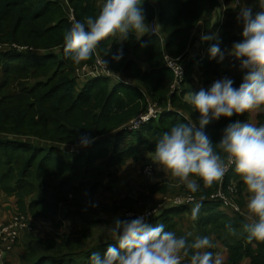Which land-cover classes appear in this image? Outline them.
<instances>
[{"label": "trees", "instance_id": "trees-1", "mask_svg": "<svg viewBox=\"0 0 264 264\" xmlns=\"http://www.w3.org/2000/svg\"><path fill=\"white\" fill-rule=\"evenodd\" d=\"M66 2L74 22L95 16L103 4V0L99 7L97 0ZM60 3L0 0V47L8 45L0 49V193L14 199V212L43 221L54 232L63 228V221L71 223L65 233L44 238L22 233L19 264H89L93 252L102 256L109 245L116 244L109 232H101L92 241L98 230H108L114 219L132 220L127 213L150 211L158 205L157 199L164 198V202L169 195H190L202 202L198 220L190 219L193 203H165L148 223H163L166 231L187 236L189 242L198 236L209 237L214 247L207 250L223 255V264H264V242H249L243 229L250 215L248 193L233 168L223 185L235 187L232 200L239 212L211 199L219 182L204 187L199 180L201 187L196 193L179 181L173 188L166 181H148L136 194L110 205L101 201L105 193H111L115 172L126 166H140L141 170L164 132L177 123L199 119V113L185 102L189 91L197 92L192 80L197 59L185 62V52L193 28L203 17L211 16L218 0H153L157 11L144 2L141 7L146 22L150 25L156 19L162 41L150 33L122 43L116 37H106L92 58L79 65L63 51V36L72 23ZM226 13L220 28L222 50L241 38L234 32V10ZM118 48H122L123 58L114 62L112 56ZM164 55L185 62L180 93H171L172 74L164 65ZM96 57L106 60L107 68L119 80L100 75L80 85L75 70L93 65ZM234 65L229 56L222 63L209 58L202 61L197 67L202 88L207 89L221 75L238 87L244 73L236 74ZM152 105L160 114L129 130L130 123L147 114ZM251 114L254 124H264L263 111L246 112L210 122L205 133L215 144L229 123L237 119L250 122ZM85 135L93 142L81 147L79 138ZM59 215H64L63 220ZM104 235L107 238L101 241Z\"/></svg>", "mask_w": 264, "mask_h": 264}, {"label": "clouds", "instance_id": "clouds-1", "mask_svg": "<svg viewBox=\"0 0 264 264\" xmlns=\"http://www.w3.org/2000/svg\"><path fill=\"white\" fill-rule=\"evenodd\" d=\"M143 2L103 0L98 14L74 22L65 31L66 58L76 65L88 61L106 37H116L119 43L130 37L139 40L149 32L141 7ZM233 7L239 10L241 39L227 50H222L217 40L209 47L208 58L222 63L226 56L232 57L244 73L242 82L234 87V81L224 77L213 81L207 89L189 91L185 102L199 113V119L177 123L164 132L155 143L151 161L178 179L191 193L200 190L198 180L204 187H211L233 168L248 193L250 215L243 229L249 242H264V124L257 126L234 120L222 130L215 144L205 133L206 126L221 117L264 111V0H258L256 11L242 0H234ZM217 35H201L200 39L210 41L217 39ZM122 58L123 50L118 48L112 60L119 62ZM102 64L105 71L111 72L106 60L103 59ZM177 69L181 79L178 64ZM92 142L86 135L79 138L81 147ZM189 202L193 203L190 219L195 222L202 202H196L191 196ZM226 227L230 229V225ZM108 232L116 244L109 245L102 256L93 252L89 264H223L221 256L207 250L214 247L209 237L198 236L189 242L187 236L166 231L163 223H148L143 215L132 220L114 219Z\"/></svg>", "mask_w": 264, "mask_h": 264}, {"label": "built area", "instance_id": "built-area-1", "mask_svg": "<svg viewBox=\"0 0 264 264\" xmlns=\"http://www.w3.org/2000/svg\"><path fill=\"white\" fill-rule=\"evenodd\" d=\"M148 1H149V3L153 2V0H148ZM64 5H65V8L68 10L69 20L73 24L74 19H73V14H72V8L69 4H67L66 1L64 2ZM153 24H154V21L151 22L149 25L150 26L149 33L157 36L158 32H157L156 28H154ZM13 48L16 49V46H13ZM22 49L23 48H20V50H22ZM185 62H181L180 58L174 59V58L168 57L167 55H164V65L172 74V85H171V93L172 94L173 93H180V91L182 89V86L184 84V79H185ZM177 64L181 68V77H182L181 79H180L179 74H178ZM82 70L84 71L83 74L85 75V77L89 76V75H91V77H96V76H100V75H103L105 77L111 76L110 72L105 71L103 64H102V60L98 57L95 58L93 65L88 66L87 68L82 67L80 70H77L75 72L77 77H81L80 73ZM158 112H159L158 109L154 105L150 106L147 114L140 115L139 117H137L135 120H133L130 123L129 130L138 129L142 123L147 122L149 119H155L156 116L160 114V112L159 113ZM150 167L151 166L143 167L141 170H139L138 174L143 175V176L150 175L152 172V169H150ZM230 169L231 168H229V170ZM229 170L225 173L224 177L227 175ZM224 177L222 178L221 181H219L218 187H217L215 193L211 196V199L216 200V201H220L224 207H226V208H228L234 212H239L237 205L232 200V197L235 194V187L232 185L228 186V187H224V185H223ZM165 201H167V199H165ZM168 202L174 206H179V205H182L184 203H189V197H178V198H175L173 200H168ZM155 211H156V209L152 210V211L151 210L147 211L143 214L130 213V214H128L127 217L134 219V218H137V217L143 215V216H145V219L147 221L149 218H151L157 214ZM28 226H30V225L28 224L27 219L23 216L18 215L16 217L11 218L10 222L7 225L0 227V261L3 258V253L6 250H9L11 247H13L12 244L15 242V240L24 231L29 230Z\"/></svg>", "mask_w": 264, "mask_h": 264}, {"label": "rangeland", "instance_id": "rangeland-1", "mask_svg": "<svg viewBox=\"0 0 264 264\" xmlns=\"http://www.w3.org/2000/svg\"><path fill=\"white\" fill-rule=\"evenodd\" d=\"M100 3H101V0H97L96 5L99 7ZM254 3H257V5H258V0H256ZM166 10H167V3H165L163 5V12L165 13ZM153 26L158 31V26L156 25V22L155 21H154ZM149 30H150V26H149ZM7 46L8 45L2 46V47H0V49L5 48ZM13 49H15V48H13ZM88 66L89 65L79 66L75 70V72L77 70H80L82 67L87 68ZM83 72L84 71L82 70L81 73H80V76L81 77H77L78 83L80 85L84 84V82L87 81V79L91 77V75L85 77V75L83 74ZM109 78H112V73H111V76H109ZM2 79H3V76L0 75V83H1ZM147 158H149V160H148V162L144 166H151L150 169H152V172H151L150 175H147V176L139 175L138 172H139V170L141 168L140 166H137L135 168L127 167L126 166V167L120 169L119 171L115 172V175L113 177L114 179L112 181L113 183L111 184V186H112L111 193H108V192L105 193V195L103 196V198H102L101 201L106 200L105 201L106 204L110 205V203L113 200H117L120 197L122 198V197L127 196V195L136 194V192L138 190L139 191H143V188L142 187L144 185H146V182H148V181H150V182H162V181H166V183L169 184L171 188H173V184L176 181H178V179L173 178L166 170L162 169L161 167H159L155 163H153L151 161V155L150 156H147ZM138 176H142V178L141 177L139 178ZM182 197H190V195H188V196H182ZM165 198H168V199H167V201H164V202H163V199L164 198L162 200L157 199L158 206H156L154 209H152V210H155L156 209L155 212L157 214H158L159 210L161 209V207L165 205V203L166 204H169L168 200H173V199L178 198V197L177 196L169 195V196H167ZM13 200H14L13 198L5 197L3 194L0 193V218H3V216L5 217L4 219H0V227L7 225L10 222L11 218L16 217V216L19 215V216L25 217L27 219V221H28V224L30 225V226H28L29 227V230H26L23 233H35L36 234V227H37L36 225H39L41 223L46 224V227L50 230L49 231L50 234L54 233V231L52 230V228L47 223H45L43 221H40V220H35V219H33L32 217H29V216L17 214L16 212H14V206H13V203L14 202H13ZM8 210H9V213L7 212ZM143 213L144 212H142V214ZM128 214H130V213H127V216H128ZM101 232L103 234H107L108 233V230H103V229L98 230L96 232L97 235H95V238H93L91 240L92 241H95L99 237V234ZM40 235L42 237H40ZM38 236L40 238H44V235L43 234H39ZM22 238H23V236H22ZM22 238H21V236H19L15 240V242L12 244L13 246L16 244L17 246H15V248H17L20 252L22 251V247H21V244H20ZM106 238H107L106 235L101 236V241H103ZM19 244H20V246H19ZM220 256L222 257L223 255H220ZM14 263H12V264H14ZM5 264H10V262H7ZM242 264H247V262H244Z\"/></svg>", "mask_w": 264, "mask_h": 264}, {"label": "crops", "instance_id": "crops-1", "mask_svg": "<svg viewBox=\"0 0 264 264\" xmlns=\"http://www.w3.org/2000/svg\"><path fill=\"white\" fill-rule=\"evenodd\" d=\"M52 1H58L59 3L60 2L64 3L66 0H52ZM255 1L256 0H242V3L245 5L253 6V10L256 11L258 8L256 7L257 3H254ZM144 2L148 3L150 6H152V8H154V10L157 11V7L155 5H152L151 2L149 3L148 0H144ZM144 2H143V4H144ZM233 5H234V0H218L217 6L214 7V9L211 12V16L209 18L203 17L201 20H199L197 22V24L195 25V27L193 28L191 34H190V40H189L190 43H189L188 48L185 52V56H186L185 58H186V62H188L189 60H192V59H197L195 65H194V73L192 75V80L194 83V89H196L197 91H199L202 88L201 81L200 82L198 81V80H201V78H200V74L197 71V67L202 61L208 59L209 47L212 44L217 43V40L220 41V28L225 21L226 14H227L226 12L230 9L234 10L235 16H236L235 26H234L235 31L234 32L237 36L241 37L240 33L242 31V26L237 21V14H238L239 10L234 9ZM153 21H156V19H153L152 22ZM214 21H215V23H214ZM157 32H158L157 37H159L160 41H162L163 36L160 34L159 31H157ZM147 33H149V32H147ZM213 33L218 34L217 39L210 40V41H203V42L201 41V39H200L201 35H211ZM191 42H194V43L191 45ZM230 61L235 63L233 71L236 74L243 73L239 70L237 61L235 62V60H233L232 57H230ZM221 77L224 78L223 75H221ZM112 79L119 80L118 76L113 74V73H112ZM171 85H172V83H171ZM170 88H171V86H170ZM254 122H255L254 116L251 114L250 123H254ZM7 212L9 213V210ZM62 213L64 214L66 212H62ZM4 218L5 217L3 216V218H0V219H4ZM63 218H64V215L63 216L59 215V217H58V219H60V220H63ZM68 224H71V223L63 221V228L61 230H58L57 232L52 233V234H63V233H65V229H66V226ZM36 226H37L36 227V235L37 236L39 234H43L44 237L52 235L49 232L50 230L46 227V224L41 223V224L36 225ZM40 237H42V236L40 235ZM21 254H22V251L20 252L17 248L12 249V247H11L9 250H6L3 253V258L0 261V264H5L7 262H10V264H12L14 262H15L14 264H19V256Z\"/></svg>", "mask_w": 264, "mask_h": 264}]
</instances>
